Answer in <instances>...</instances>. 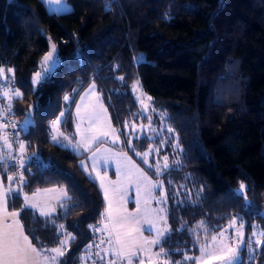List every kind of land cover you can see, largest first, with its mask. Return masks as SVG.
<instances>
[{
  "label": "trees",
  "instance_id": "trees-1",
  "mask_svg": "<svg viewBox=\"0 0 264 264\" xmlns=\"http://www.w3.org/2000/svg\"><path fill=\"white\" fill-rule=\"evenodd\" d=\"M66 2L70 8L56 12L43 0H0V67L22 93L8 106L0 102L1 115L11 109L25 141L18 165L13 159L0 170L18 183L7 193L8 206L20 209L32 243L51 249L71 234L56 264H90L95 253L102 256L99 264H110L103 244L92 246L94 236L101 239L92 224L101 225L105 203L78 163L86 151L51 135L61 113V126L73 127L78 96L95 84L121 138L108 143L165 184L172 227L162 238L163 253L140 252L144 264H193L186 259L192 246L238 213L246 217L238 264H262L264 243H253L252 236L264 229V0ZM50 41L59 61L35 85L32 73ZM136 79L150 96L151 108L143 113L132 90ZM24 117L27 127L18 120ZM142 123L160 131L139 129ZM149 149L145 163L136 153ZM241 183L243 197L237 195ZM48 186L68 193L54 212L40 216L25 208L24 194Z\"/></svg>",
  "mask_w": 264,
  "mask_h": 264
},
{
  "label": "crops",
  "instance_id": "crops-1",
  "mask_svg": "<svg viewBox=\"0 0 264 264\" xmlns=\"http://www.w3.org/2000/svg\"><path fill=\"white\" fill-rule=\"evenodd\" d=\"M91 86L88 87V93H93V91H89ZM85 95L83 94V96H81L83 98L80 100V110L84 101L89 99V97ZM88 104L89 103H87V106ZM1 113L2 110L0 109V115ZM79 114L76 113V120L79 118ZM61 127L60 120V123L57 126L58 131L54 129L51 130L52 138L55 135V142L80 151H86V155L80 158L78 163L87 175L96 180L104 198L105 218L101 223V244H103L104 250L106 249L107 252L111 254L115 253L118 248L114 239L115 234L118 232L123 234L128 230L126 227H121L116 222L120 218L127 216L130 220H133L131 226L133 229L131 238L134 239L142 249L159 251L162 246L161 241L164 235L160 237V244L158 245L149 246L144 243V239L152 240L156 238L157 229H163L165 227L170 229L172 227V220L163 179L161 177L151 176L130 154L112 146L108 143L109 141H104V139H99L93 143L91 137L85 136V138H80L78 141L71 140V143H74L73 146H71L70 142H68V138L66 139L67 136L65 132L61 131ZM5 137L7 138V128L6 125L0 121V157L3 158L0 160V165L4 164L2 165L3 170L7 161L14 159L13 146L9 143L8 138L7 143H5ZM85 143L90 144V147L87 150H85L84 147ZM78 144L80 145L79 147H77ZM8 145H11V147L9 148ZM97 149H100V151H97ZM94 152L96 153L95 157H93ZM93 164H95V167H93ZM137 168L142 170L151 181L158 184L162 182V185L149 190V188L145 186L147 182H141L139 172L136 170ZM9 176L10 175L5 173L4 177L2 170H0V194L6 193V196L0 195V232L23 233V235H27L31 241L21 221L20 209L8 206L7 193L9 192V188L12 190L18 185L13 179L9 181L7 179ZM41 188L42 187L37 189ZM137 201H139V203H137ZM161 208L164 209L163 213L159 211ZM13 212H18L19 216H11L10 214ZM145 216L156 222L155 227L152 228L151 231L148 230L150 226L144 222ZM161 216H164L165 219H160ZM137 218L139 219L138 223L135 222ZM233 218H236V224L234 227H229ZM241 224L243 227H241ZM9 225H11V227H9ZM19 225H22L23 227L21 228ZM105 225H107V227H105ZM245 228L246 217L242 213H238L230 218L220 229L211 233L208 236V239H203L192 246L193 264H222L221 261L214 258L215 255L220 254L218 251L214 253V250L219 248L220 245L218 242L213 244L211 242V236L217 235L219 240V233L224 232L225 229H227L225 233V236L228 237L227 243L239 249L238 256L241 258L246 239ZM237 229H239V232L243 233L242 236L237 233ZM110 236L112 237V242H110ZM122 238L127 239V237L123 236ZM205 246H207L206 251L202 257L200 249ZM132 250L135 251V248ZM198 256L201 257L200 263L196 259ZM31 264H43V259L35 257V254H33ZM122 264H126V261L122 260Z\"/></svg>",
  "mask_w": 264,
  "mask_h": 264
},
{
  "label": "snow or ice",
  "instance_id": "snow-or-ice-1",
  "mask_svg": "<svg viewBox=\"0 0 264 264\" xmlns=\"http://www.w3.org/2000/svg\"><path fill=\"white\" fill-rule=\"evenodd\" d=\"M55 52H56V45L53 44L52 45V50L47 53L44 58H43V63L44 65H46V67L44 68V72L48 73L50 71V65L55 63ZM9 73H13L12 69H8L7 70ZM14 78V74L13 77ZM0 79L8 81L10 80V77L5 75V70L0 67ZM40 79H43V76L41 73H36L35 74V79H34V83H39ZM120 79H123V77H121ZM134 89L138 87V82L136 85L133 86ZM95 90V84H93L90 88L89 91H94ZM10 91H11V95H10ZM5 97H8L10 100L12 99L13 95L15 97H21L22 93H20L18 90L15 89H11L8 90L6 88V90L3 91L2 93ZM87 95V93H86ZM64 99L67 101L70 99L69 96H65ZM11 109L9 108L8 111H10ZM106 111V110H105ZM80 112V108L79 106L77 107V113L79 114ZM64 113H61V116H63ZM164 115V114H162ZM100 119V116L98 113H96L95 111L89 116L88 120H89V125L91 126L95 120ZM150 119V118H149ZM60 120L57 119L55 121L51 122V127L58 131L57 126L59 125ZM115 131V130H113ZM169 132H173L174 129L169 128L168 129ZM62 135V133H61ZM109 135L108 132H100L99 135H95L91 137V141L93 143H95L97 140H99L101 137H107ZM67 139V137H66ZM118 139V137H117ZM177 141H178V137H176ZM53 140H56V136H53ZM5 143H7V138L5 137ZM130 143V142H129ZM80 145L78 144L77 147H79ZM8 147L10 148L11 145H8ZM85 150H87L90 147V144L85 143L84 144ZM177 147H179V143H177ZM20 151L23 152L25 150V145L24 144H20L19 145ZM97 151H100V149H97ZM152 149H149V151L144 152L143 154L141 153H136V155H142V157L144 158L145 163H147V157L149 156V154L151 153ZM158 151V149L156 150ZM96 156V153H93V157ZM3 158L0 157V160H2ZM164 163H163V168L167 169L169 167L168 165V157H164L163 158ZM23 164V161H21V165ZM152 166V165H150ZM93 167H95V164H93ZM135 167V166H133ZM155 168V172L157 175H159L162 172L161 167L159 166V162H157L156 165L153 166ZM137 172H139V178L141 180V182L146 181V187L150 189L152 188H156L162 185V182L155 183L153 181H151L145 173H143L142 170L140 169H136ZM131 174V173H130ZM9 181H11L12 179H14V177L9 176L7 178ZM20 182L23 183V176L21 175V179ZM245 185L243 183H241L240 185V189L237 192V195H241L242 197L244 195H246L245 193ZM9 191H11V189L9 188ZM0 195H5V194H0ZM66 195V193H65ZM25 200V208H32L35 209L39 212L40 216H49L51 213L49 211H45L43 207H41L39 204L36 203H32L29 200V197L25 196L24 197ZM137 203H139V201H137ZM110 207V206H109ZM52 211H54V209H52ZM109 211V210H106ZM149 211H155V210H149ZM161 213L164 212V209L161 208L159 210ZM13 217H17L19 216L18 212H13L10 214ZM160 219H165L164 216H161ZM135 222H139V219L137 218L135 220ZM144 222L146 224H148L149 227V231H151L152 228L155 227V221H153L152 219H149L147 216L144 217ZM117 224H119L121 227H126L128 230L121 234V233H116L115 234V243L118 246L117 250L115 251V255L122 260L126 261V264H133V260H136V264H144L143 259L139 258V254L141 251L147 252V249H142L140 247L139 244L136 243V241L134 239L131 238V233L133 231L132 229V223L133 220H130L127 216L126 217H122L119 220H117L116 222ZM236 224V218H233V220L231 221L229 227H234ZM9 227H11V225H9ZM19 227H23L22 225H19ZM62 230L64 229V225H60L59 226ZM105 227H107V225H105ZM115 227V225H114ZM199 227H204L203 222H201V224L199 225ZM241 227H243V225L241 224ZM169 231V229L167 227L163 228V229H157L156 230V238L152 239V240H147L144 239V243L149 245V246H153V245H158L160 244V237L164 235L165 232ZM227 229H225L224 232H220L219 233V240H218V236L217 235H212L211 236V242L213 244H216L217 242L219 243V248L214 250L215 252H219V255H215L214 258L221 261L222 264H238L239 261V256H238V251L239 249L231 246L229 243H227L228 237L225 236ZM205 232H207V229H205ZM237 233L239 235H243V233L239 232V229H237ZM261 235H264V233H261ZM123 237H127V239H123ZM70 239H74V237L71 236V234L68 235V237L63 240L60 241L59 247H54L51 249H42V248H37L35 245L32 244V242L29 240L27 235H23V233H13V232H0V264H31V261L33 260V254H35V257H40L42 258L44 261H49L51 260L53 262V264H56L57 262V258L61 257L64 255V247L65 245L68 243V240ZM110 242H112V237L110 236ZM258 243H264V241H258ZM91 247V246H89ZM206 247H202L200 249L201 251V256L203 257V255L205 254L206 251ZM135 248V251H133L132 249ZM45 252H50V253H54L55 255H52L51 257H49L48 255H45ZM164 249L161 246L160 248V253H163ZM160 253H157V255H160ZM186 259H193L192 257H186ZM197 260L201 259L200 257L196 258ZM110 264H116V261H110Z\"/></svg>",
  "mask_w": 264,
  "mask_h": 264
},
{
  "label": "rangeland",
  "instance_id": "rangeland-1",
  "mask_svg": "<svg viewBox=\"0 0 264 264\" xmlns=\"http://www.w3.org/2000/svg\"><path fill=\"white\" fill-rule=\"evenodd\" d=\"M43 2L47 6V9L50 11L53 10L56 12H61V11L68 10L70 8V5L66 2V0H43ZM53 44L54 43L52 41L49 42V48L47 49V51L42 56L38 69L32 73L31 78H32L33 83H34L36 73H41L43 77L47 74L44 72V68L46 67V65H44V63H43V58L47 53H49L52 50ZM55 61H56L55 63L50 65V71H51V69H53V67L59 61L58 56H57V49L55 52ZM5 75H6V72H5ZM137 82H138V87L134 89L133 86L136 85ZM34 84L37 85V83H34ZM6 88L8 90L12 89V87L10 86V84L7 81L0 79V102H2L5 106H8L9 103L11 102V100L2 94L3 91L6 90ZM15 90H18V89H15ZM87 90H88V87L80 93L78 100H76V102H75V106L73 108L72 117H71V124L73 127H69V131L67 129H64L63 127H61V131L65 132V134L68 138V142H70V145L73 146L74 143L72 144L71 140L72 141L73 140L78 141L80 138L81 139L83 137L85 138V136L86 137H92L95 135H99L100 132H108L109 133V135L107 137H101L100 139H104V140L112 142V143L113 142H121V138L119 137V135L117 134V130L115 129V127L111 123L108 110H107L105 104L103 103V101L100 97V94L97 93L96 90H94L93 93H88ZM132 90H133V92H134V94H135V96H136V98L140 104V112L143 113V112H146L147 110H149L151 108V102L149 101L150 96L142 89L139 79H136L133 82ZM86 93H87V96L89 97L90 100L86 99L84 101V103L82 104V108L79 112L80 113L79 118L76 120V113H77L76 109L80 105L81 98H83L81 96H83V94L85 95ZM11 94L12 93L10 91V95ZM13 97H14V95H13ZM87 103H89L88 106H87ZM94 111L99 114L100 119L95 120L94 123L90 126L88 118ZM57 119H59V120L62 119L61 114L54 117V119L52 121H55ZM18 120H19V123L22 125V127H27V125L30 121L28 117H24V118H21ZM138 127H139V129L144 127L145 130H151L152 129V130H157L158 132L160 131V129L158 127H156L155 125H152V124H148V123H146V124L142 123ZM113 130H115V131H113ZM117 137H118V139H117ZM65 193H66V195H65ZM67 195H68V193L64 187H59V186L42 187L41 189H37L31 193L24 194L23 203L25 205L24 197L27 196V197H29V200L32 203L39 204L41 207L44 208L45 211H49L51 213V212H54L56 210L58 201L65 198ZM52 209H54V211H52ZM34 211L39 213L35 209H34ZM25 216L27 219H29V217H30L29 213H26ZM263 231H264V229L262 227H260L259 229H257L254 232V234L252 236V242L253 243L258 244V241H261V237H262L261 233ZM208 236L209 235L205 236L201 240L206 239V238L208 239ZM200 241H198V242H200ZM40 248L47 249L44 246H41ZM45 255H48L49 257H51L49 252H45ZM53 255H55V254H53ZM198 257H200V256H198ZM198 262L200 263V259L198 260ZM49 263L51 264L53 262L51 260H49V261L43 260V264H49ZM81 264H85V263L82 262ZM119 264H122L121 261Z\"/></svg>",
  "mask_w": 264,
  "mask_h": 264
},
{
  "label": "built area",
  "instance_id": "built-area-1",
  "mask_svg": "<svg viewBox=\"0 0 264 264\" xmlns=\"http://www.w3.org/2000/svg\"><path fill=\"white\" fill-rule=\"evenodd\" d=\"M8 76V75H7ZM0 121L3 122L6 125L7 128V138L8 141L15 145L16 148H14V163H18V161L24 157V151L21 152L19 145L24 144V139L22 136V129L20 128V125L17 123L16 119L10 115L9 111L6 109L4 113L0 116ZM18 165V164H17ZM19 168V166H17ZM21 177L19 178V180ZM24 181V178H23ZM92 228L95 232V235L102 232L101 225L92 224ZM101 242V239L99 236H94L93 238V247H97ZM102 259V256L100 254H93L90 257V263L91 264H99V261ZM110 261H116V264H119L120 259L114 254L109 255ZM264 264V261L262 262Z\"/></svg>",
  "mask_w": 264,
  "mask_h": 264
}]
</instances>
